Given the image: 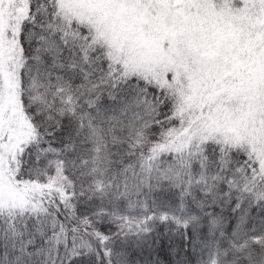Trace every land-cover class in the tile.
Returning a JSON list of instances; mask_svg holds the SVG:
<instances>
[{
    "label": "snow or ice",
    "instance_id": "6c2138e0",
    "mask_svg": "<svg viewBox=\"0 0 264 264\" xmlns=\"http://www.w3.org/2000/svg\"><path fill=\"white\" fill-rule=\"evenodd\" d=\"M0 264H264V0H0Z\"/></svg>",
    "mask_w": 264,
    "mask_h": 264
}]
</instances>
